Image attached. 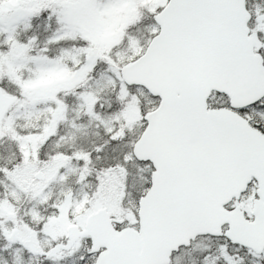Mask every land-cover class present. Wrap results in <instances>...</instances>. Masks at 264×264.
<instances>
[{
  "label": "snow or ice",
  "instance_id": "6c2138e0",
  "mask_svg": "<svg viewBox=\"0 0 264 264\" xmlns=\"http://www.w3.org/2000/svg\"><path fill=\"white\" fill-rule=\"evenodd\" d=\"M0 264H264V0H0Z\"/></svg>",
  "mask_w": 264,
  "mask_h": 264
}]
</instances>
